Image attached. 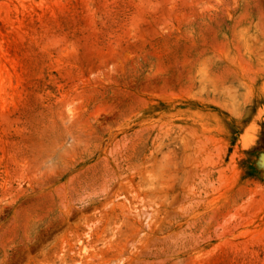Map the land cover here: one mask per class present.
<instances>
[{"label":"rangeland","instance_id":"1","mask_svg":"<svg viewBox=\"0 0 264 264\" xmlns=\"http://www.w3.org/2000/svg\"><path fill=\"white\" fill-rule=\"evenodd\" d=\"M0 264H264V0H0Z\"/></svg>","mask_w":264,"mask_h":264}]
</instances>
